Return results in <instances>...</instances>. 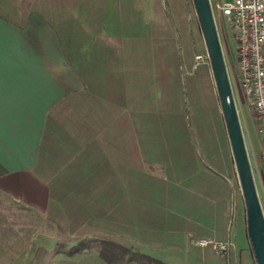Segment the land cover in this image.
<instances>
[{"label":"crops","instance_id":"1","mask_svg":"<svg viewBox=\"0 0 264 264\" xmlns=\"http://www.w3.org/2000/svg\"><path fill=\"white\" fill-rule=\"evenodd\" d=\"M146 3L147 8L142 0H0L6 95L0 238L7 198L17 210V239L29 231L25 223L32 218L34 232L42 224L41 249L47 251L46 242L54 239L67 244L60 255L93 259L74 264H230L236 248L251 250L241 186L226 166L227 176L194 170L188 202L176 203L182 212L147 198L148 164L162 169L157 159L168 153L162 142L174 137L165 139L163 127L179 116L175 95L181 85H195L196 73L192 55L173 31L179 21L159 17V0ZM148 141L154 145L146 147ZM252 151L264 211L263 143L259 153ZM231 219L236 247L227 255L193 244L204 237L226 240ZM112 232L131 239L127 247L115 243L126 255L114 263L100 260L105 248L94 241L110 239Z\"/></svg>","mask_w":264,"mask_h":264},{"label":"rangeland","instance_id":"2","mask_svg":"<svg viewBox=\"0 0 264 264\" xmlns=\"http://www.w3.org/2000/svg\"><path fill=\"white\" fill-rule=\"evenodd\" d=\"M215 1L222 4L232 0H211V2ZM159 2L160 3H156L155 5L156 9L159 11L158 15L163 21L172 19L174 24H177V21H179L177 24L179 26H176L173 31L181 40V46H184L185 50L189 51L192 55L193 63L190 68L196 73V83L189 87H183V85H181L178 95H175L176 101L179 99L180 103L179 116H172L170 122L167 120V123H165L163 127L165 139L169 135L174 137L173 139H166V142H164L165 146L162 142V150L165 149V152H168L165 153V157H162V159H157L163 161L161 162L162 169L152 166L150 163L148 164L144 185H146L147 189L145 192L148 194L147 198L151 200L155 199L158 204L164 208H166V204L176 205V208H181L179 211L182 212L183 203H187L191 195V193L187 192V186L192 183V181L189 183V179L195 169L207 170L210 173L217 171L221 173L222 176H227L228 173L230 177H235L234 183L237 189L240 187V184L211 66L210 64H195V56L206 51V46L200 25L194 19L196 12L193 0H159ZM142 4L147 8L146 0H142ZM170 6L174 9L173 15ZM146 12L150 17L151 14L149 9H146ZM165 31L166 28H164V32ZM186 37H188V39ZM223 42H225V51L227 50V57L229 60V72L236 80V42L228 32L224 35ZM182 62L183 60L181 63ZM186 63H188L187 60L184 61V69L189 68V65H186ZM174 92L176 93V91ZM237 93L236 101L239 109V116L250 157L253 152L252 150L257 153L260 152L262 143H264V135L259 131L256 113H254L246 103L240 81L238 83ZM177 138L179 139L178 143H176ZM159 144L158 142V146ZM153 145V141H148L146 143V147ZM160 151L161 150H159L158 153ZM179 151H181V155L176 153ZM229 164L233 167L234 172ZM178 166L181 167L184 172L176 173L175 170L178 168L174 167ZM223 166L227 167V173H223ZM172 170H174V172H172ZM178 201H180L182 207L176 204ZM242 205L244 216L246 217L244 197ZM2 213L4 228L2 227V237L0 238V264H31L33 262H38L37 264H74L76 262L86 263L93 260L90 255L85 254L76 255L75 253L71 255H60L58 252H63L67 244L65 242L55 244L54 239H51V242L50 239H48L49 241L46 242V246L49 247L47 251L41 249L39 244L41 241H44L42 224L38 223L36 225V231L34 232L35 225L32 218L26 219L25 223L26 229L29 231H21L19 235L20 239H17L13 234L15 226H18L16 222L19 221L16 215L17 210L13 206H9V200L7 198L4 199ZM172 216L175 217V215ZM19 218L21 219V216H19ZM175 218L181 220L179 217ZM150 222L153 221L150 220ZM150 222H147V224L155 229L156 223ZM158 228L161 234L166 232V229L162 225H158ZM119 235L118 232H112V234L110 233L112 238H104V240L94 239V241L96 243L99 242V247H102V243L104 242L118 243L125 247L131 244V239H124L119 237ZM30 236L35 237H31L30 239ZM31 240L33 245H30ZM84 244H87V242ZM81 245L82 242L77 244V246ZM30 246H32V248ZM68 249L71 252L74 251L70 248ZM236 249V256L230 264H257L252 248H250L251 250L248 248V251L242 248ZM98 257L100 260H104L100 253Z\"/></svg>","mask_w":264,"mask_h":264},{"label":"built area","instance_id":"3","mask_svg":"<svg viewBox=\"0 0 264 264\" xmlns=\"http://www.w3.org/2000/svg\"><path fill=\"white\" fill-rule=\"evenodd\" d=\"M211 4L235 99L240 81L246 103L256 113L259 131L264 135V0H232L222 4L215 1ZM226 32L236 42V80L229 72V60L223 42ZM195 64H210L207 50L195 56ZM262 157L264 158V143ZM233 225L234 220L231 219L229 237L226 240L204 237L193 240V244L210 247L217 255H227L236 247L232 236Z\"/></svg>","mask_w":264,"mask_h":264},{"label":"water","instance_id":"4","mask_svg":"<svg viewBox=\"0 0 264 264\" xmlns=\"http://www.w3.org/2000/svg\"><path fill=\"white\" fill-rule=\"evenodd\" d=\"M193 4L206 50L209 54L210 66L245 201L247 231L251 248L256 263L264 264V211L253 174L223 47L214 19L211 0H193Z\"/></svg>","mask_w":264,"mask_h":264},{"label":"snow or ice","instance_id":"5","mask_svg":"<svg viewBox=\"0 0 264 264\" xmlns=\"http://www.w3.org/2000/svg\"><path fill=\"white\" fill-rule=\"evenodd\" d=\"M5 110H6V95H5L4 54H3L2 40H0V156L3 155L4 141L6 134Z\"/></svg>","mask_w":264,"mask_h":264},{"label":"trees","instance_id":"6","mask_svg":"<svg viewBox=\"0 0 264 264\" xmlns=\"http://www.w3.org/2000/svg\"><path fill=\"white\" fill-rule=\"evenodd\" d=\"M194 19L196 20L197 23H199L196 15H195ZM102 246L105 249L103 252H101V256L106 261H109L111 263L121 261L124 258V256L126 255V252L119 250L118 245H116L114 243L104 242V243H102ZM134 256L138 257L139 255L132 254V259L134 258Z\"/></svg>","mask_w":264,"mask_h":264}]
</instances>
